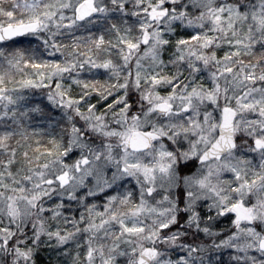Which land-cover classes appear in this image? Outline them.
<instances>
[{
	"label": "clouds",
	"instance_id": "1",
	"mask_svg": "<svg viewBox=\"0 0 264 264\" xmlns=\"http://www.w3.org/2000/svg\"><path fill=\"white\" fill-rule=\"evenodd\" d=\"M0 264H264V0H0Z\"/></svg>",
	"mask_w": 264,
	"mask_h": 264
},
{
	"label": "snow or ice",
	"instance_id": "2",
	"mask_svg": "<svg viewBox=\"0 0 264 264\" xmlns=\"http://www.w3.org/2000/svg\"><path fill=\"white\" fill-rule=\"evenodd\" d=\"M131 46V45H130ZM36 67H40V65H36Z\"/></svg>",
	"mask_w": 264,
	"mask_h": 264
}]
</instances>
